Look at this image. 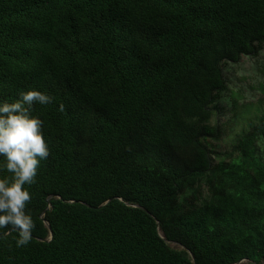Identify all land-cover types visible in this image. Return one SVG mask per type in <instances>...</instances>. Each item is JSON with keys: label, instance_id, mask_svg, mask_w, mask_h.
<instances>
[{"label": "trees", "instance_id": "trees-1", "mask_svg": "<svg viewBox=\"0 0 264 264\" xmlns=\"http://www.w3.org/2000/svg\"><path fill=\"white\" fill-rule=\"evenodd\" d=\"M263 46L264 0H0V103L54 98L32 240L0 229V264H264V111L209 144L225 68Z\"/></svg>", "mask_w": 264, "mask_h": 264}, {"label": "clouds", "instance_id": "clouds-1", "mask_svg": "<svg viewBox=\"0 0 264 264\" xmlns=\"http://www.w3.org/2000/svg\"><path fill=\"white\" fill-rule=\"evenodd\" d=\"M53 97L30 89L14 102L0 103V156L11 177L0 178V229L18 233V247L32 240L34 221L26 211L32 196L27 186L35 184L40 161L49 156L42 133V120L32 116L36 104L47 105ZM65 106L59 105L63 112Z\"/></svg>", "mask_w": 264, "mask_h": 264}, {"label": "rangeland", "instance_id": "rangeland-1", "mask_svg": "<svg viewBox=\"0 0 264 264\" xmlns=\"http://www.w3.org/2000/svg\"><path fill=\"white\" fill-rule=\"evenodd\" d=\"M225 75L229 91L218 102L221 111L211 120L220 127L221 137L209 139L211 148L217 152L230 150L242 131L249 129L264 111V46L257 56L244 55L239 63L229 64ZM171 245L179 248L176 243Z\"/></svg>", "mask_w": 264, "mask_h": 264}, {"label": "water", "instance_id": "water-1", "mask_svg": "<svg viewBox=\"0 0 264 264\" xmlns=\"http://www.w3.org/2000/svg\"><path fill=\"white\" fill-rule=\"evenodd\" d=\"M53 196H54V195H50V196L47 198V201L49 202L50 199H51ZM109 201H110V199L106 200L103 204H101V206L104 205V204H106V203L109 202ZM134 206H137V207H140V208L145 209L143 206H141V205H139V204H135ZM49 208H50V203H48L47 209L42 213L41 217L43 218L44 222L46 223V225H47V226L49 227V229H50V239H51V238H52V231H51V228H50V224H49V222H48L47 219L45 218V214H46V212H47V210H48ZM145 210H147V209H145ZM157 225H158V229H159V221H157ZM160 235H161V237L164 238L165 240H168V239H166L161 233H160ZM182 247H183L184 249L188 250L185 246H182ZM188 252H189V254H190L191 258H192V263H193V264H197V262L195 261L194 254H193L190 250H188ZM244 261H246V259L239 260V261L236 262L235 264H242Z\"/></svg>", "mask_w": 264, "mask_h": 264}]
</instances>
